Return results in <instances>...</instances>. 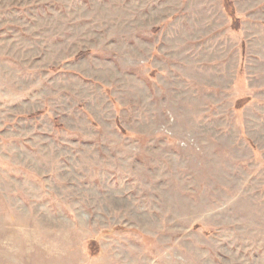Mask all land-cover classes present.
<instances>
[{
  "label": "rangeland",
  "instance_id": "obj_1",
  "mask_svg": "<svg viewBox=\"0 0 264 264\" xmlns=\"http://www.w3.org/2000/svg\"><path fill=\"white\" fill-rule=\"evenodd\" d=\"M0 0V264H264V0Z\"/></svg>",
  "mask_w": 264,
  "mask_h": 264
},
{
  "label": "trees",
  "instance_id": "obj_2",
  "mask_svg": "<svg viewBox=\"0 0 264 264\" xmlns=\"http://www.w3.org/2000/svg\"><path fill=\"white\" fill-rule=\"evenodd\" d=\"M224 8L228 12L229 17L233 19L232 23L237 25L238 22L236 21L234 11L231 8V3L228 0H224Z\"/></svg>",
  "mask_w": 264,
  "mask_h": 264
}]
</instances>
